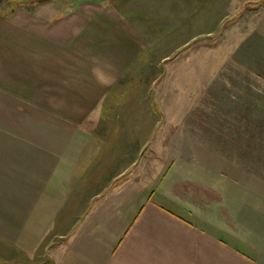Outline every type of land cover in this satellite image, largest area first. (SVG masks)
<instances>
[{
    "label": "crops",
    "instance_id": "1",
    "mask_svg": "<svg viewBox=\"0 0 264 264\" xmlns=\"http://www.w3.org/2000/svg\"><path fill=\"white\" fill-rule=\"evenodd\" d=\"M97 1L0 6V167L42 177L52 158L57 178L47 191L38 179L34 206L62 207V197L81 210L53 264H264V167L227 164L221 150L209 153L211 163L199 151L160 152L158 105L148 103L147 121L126 100L142 36ZM31 144L37 151L25 153ZM241 154L252 161L257 152ZM21 191L28 206L26 181Z\"/></svg>",
    "mask_w": 264,
    "mask_h": 264
},
{
    "label": "rangeland",
    "instance_id": "2",
    "mask_svg": "<svg viewBox=\"0 0 264 264\" xmlns=\"http://www.w3.org/2000/svg\"><path fill=\"white\" fill-rule=\"evenodd\" d=\"M97 2V7L103 4L125 14L135 33L142 36L141 60L126 80L131 90L126 100L128 107L138 111L135 119L147 121L152 120L148 103L158 105L157 124L152 120V127L159 137L155 147L160 152L169 151L170 146L171 151H199L209 158L210 152L221 150L227 164L264 167L260 156L264 144L251 142L264 136V75L260 63L264 60V0ZM149 88L151 101L146 96ZM125 114L134 115L132 111ZM142 130L145 128H139L136 135ZM145 137L141 139L143 145ZM165 137H174L175 141L168 142ZM109 146L104 152L111 150ZM127 147L133 148L132 144ZM36 151L34 144L29 151L24 149L25 153ZM246 151L257 152L252 161L241 154ZM108 161L112 168L114 159ZM20 163L21 159L13 160L15 168L16 164L20 168ZM45 167L47 174L42 177L20 176L17 168L9 171L0 167V238L6 237L11 246L0 241V264H53L54 248L76 225L75 216L81 210L71 207L67 199L59 198L62 207L34 206L40 192L38 179L42 178V189L47 191L57 178L52 158L45 160ZM25 181L31 200L26 202L28 206H21V185Z\"/></svg>",
    "mask_w": 264,
    "mask_h": 264
},
{
    "label": "water",
    "instance_id": "3",
    "mask_svg": "<svg viewBox=\"0 0 264 264\" xmlns=\"http://www.w3.org/2000/svg\"><path fill=\"white\" fill-rule=\"evenodd\" d=\"M7 0H0V6L4 3V2H6Z\"/></svg>",
    "mask_w": 264,
    "mask_h": 264
}]
</instances>
